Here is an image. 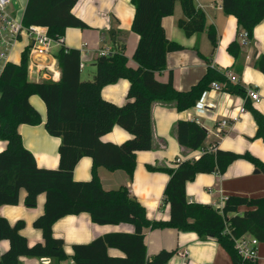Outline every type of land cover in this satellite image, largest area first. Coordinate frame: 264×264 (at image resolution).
Returning a JSON list of instances; mask_svg holds the SVG:
<instances>
[{"label": "trees", "instance_id": "1", "mask_svg": "<svg viewBox=\"0 0 264 264\" xmlns=\"http://www.w3.org/2000/svg\"><path fill=\"white\" fill-rule=\"evenodd\" d=\"M180 1L185 17L178 22L186 35L206 29V13L195 0H132L135 16L132 30L140 39L134 53L136 68L128 65L125 43L118 42L115 50L100 55L92 80L81 77L79 49L62 45L56 54L61 70L59 81L33 82L29 79V52H22L19 63L9 61L0 70V140L6 147L0 152V206L19 202L20 191L26 190L25 205L35 207L38 196L46 194L45 211L34 221L42 231L43 241L30 245L22 233L24 220L14 224L0 216V240H8L9 249L0 258V264H20L22 256L50 258L60 262L72 257L75 264H168L176 250L163 249L149 257L145 232L155 228H176L195 231L202 239L213 238L230 253L235 264H258L257 260L243 259L235 248L234 237L250 234L264 242V195L247 197L231 195L222 208L200 202H189L186 186L200 173H224L230 164L239 159L252 162L264 172V162L250 152L204 149L198 159H185L177 167H155L170 174L165 187L163 204L170 206V219L153 221L146 207L131 195L127 186L105 189L97 169L125 170L130 177L136 168L138 151L153 146L154 128L152 104L156 101L173 102L179 110L193 107L213 81L224 83V90L246 96L240 83H233L223 73L210 68L190 89L178 90L170 78L157 79L156 73L164 70L167 54L183 46L167 37L162 24L164 17L174 12ZM78 0H28L22 22L26 27H46L54 38L63 36L66 28H86L88 25L72 13ZM226 14L234 15L239 26L253 38L254 29L264 19V0H222ZM208 35L217 47L216 28L211 25ZM240 44L230 43L228 50L239 55ZM256 66L264 73V55ZM130 81L127 101L118 105L102 96V89L120 79ZM38 94L47 106L46 128L52 135L61 137L60 164L57 169L41 168L34 154L23 143L19 126L23 123L40 124L42 117L29 98ZM251 99V98H250ZM257 122L255 137L264 141V113L247 101ZM119 125L132 134L122 143L106 142L102 136ZM179 143L191 150L204 147L207 130L198 122L181 120L176 125ZM90 156L93 160V178L89 181L74 179L78 161ZM90 214L98 224L128 223L135 231L112 232L96 237L89 243L73 246L69 256L64 239L54 235L53 226L60 218ZM109 248H117L124 256H112Z\"/></svg>", "mask_w": 264, "mask_h": 264}, {"label": "crops", "instance_id": "2", "mask_svg": "<svg viewBox=\"0 0 264 264\" xmlns=\"http://www.w3.org/2000/svg\"><path fill=\"white\" fill-rule=\"evenodd\" d=\"M28 0H12L10 12L23 19ZM198 8L206 13V29L191 36L186 35L178 22L185 17L180 1L174 6V12L163 18L162 24L169 39L180 43L183 49L167 54L166 68L156 73L158 80L167 82L170 78L178 90H188L195 85L208 69L213 68L223 73L233 83H240L244 88H256L260 100L250 99L249 95L212 90L209 88L200 100L191 108L179 110L173 102L156 101L152 104V121L154 128L153 146L150 150L138 151L136 168L132 177L122 169L109 170L104 166L97 169L98 176L105 189H118L127 186L137 200L147 210L148 217L153 221L170 219V206L163 204L165 187L170 174L162 170H152L155 167L175 168L185 159H198L205 148L216 145L217 149L232 150L238 153L250 152L264 162V141L256 138L257 122L252 111L247 108L249 101L253 107L264 113V73L256 66V61L264 55V19L254 29L253 38L248 45H242L240 34L244 31L234 15L226 14L222 0H195ZM9 6V7H10ZM135 5L132 0H78L72 13L84 21L88 27H68L63 34L61 43H54L51 53L56 57L60 47L79 49L81 53V69L83 80H92L96 72V61L103 49L115 50L118 42L125 43V53L128 65L136 68L138 62L134 53L140 36L132 30L135 16ZM213 25L217 31V47L214 48L208 35V28ZM114 31L115 43L110 31ZM237 41L241 48L235 57L228 50L231 42ZM32 40L23 35L12 48L9 61L19 63L22 52L31 48ZM55 70H61L57 58ZM30 63V62H29ZM29 79L42 82L51 79L48 70H35L29 67ZM130 81L120 79L106 85L102 96L118 105L127 101ZM30 103L40 113V124L23 123L19 126L24 146L30 150L37 165L41 168L57 169L60 164L59 146L61 137L52 135L46 128L47 106L42 97L33 94ZM207 107V108H206ZM238 117L233 120L232 117ZM228 119L229 123L219 128L221 120ZM181 120L196 121L208 132L204 147L191 150L182 146L177 137L176 125ZM132 137V134L119 125L102 136L106 142L122 143ZM6 147V142L0 140V152ZM259 170L260 172H256ZM93 178V160L90 156L82 157L75 169L74 179L89 181ZM189 202H200L221 206L231 195L256 197L264 195V172L252 162L239 159L229 165L224 173H200L186 186ZM26 190L20 191L19 202L15 205H1L0 216L6 217L14 224L22 219L25 227L22 233L28 243L33 245L43 241L42 231L34 226L35 219L44 213L46 194L38 196L35 207L25 205ZM54 235L64 239V248L69 256L73 254V246L89 243L96 237L112 232L135 231L132 224H98L92 221L89 213L67 215L60 218L53 226ZM251 236L250 234H246ZM145 243L149 257L163 249L176 250V254L168 264H235L223 246L213 238L202 239L195 231H183L176 228H155L145 232ZM10 247L8 240H0V258ZM186 251L183 257L179 253ZM112 256H124L117 248H109ZM50 259V258H49ZM258 264H264V242L258 245ZM20 264H57L50 259L22 256ZM59 264H75L72 257Z\"/></svg>", "mask_w": 264, "mask_h": 264}, {"label": "built area", "instance_id": "3", "mask_svg": "<svg viewBox=\"0 0 264 264\" xmlns=\"http://www.w3.org/2000/svg\"><path fill=\"white\" fill-rule=\"evenodd\" d=\"M11 4L12 0H0V70L3 69L7 62H9L10 52L20 37L27 35L33 40V45L29 52V67L32 70H48L51 72V79L56 80L59 77V71L55 70L56 57L51 53V48L54 43H61L63 41V36L54 38L48 34L47 28L42 26L32 25L26 27L19 16L8 11V7ZM240 39L242 45H248L250 43V35L247 30H244L240 34ZM112 52V50L107 48L101 50L100 55H108ZM80 67L83 69L84 63H81ZM210 88L218 91L223 90V86L217 81H213ZM247 94L255 101L260 100L259 91L256 88L247 89ZM237 118L238 117L236 116L232 117L233 120H237ZM228 123V119L221 120L219 124L221 131ZM208 150L216 151L217 146L214 144L210 146ZM223 205H217L215 207L222 208ZM234 242L238 254L243 259L257 260L258 245L260 241L255 236L242 235L240 237H234ZM179 254L183 257L187 255L186 251L180 252ZM42 259L44 263H47L50 260L49 258Z\"/></svg>", "mask_w": 264, "mask_h": 264}, {"label": "water", "instance_id": "4", "mask_svg": "<svg viewBox=\"0 0 264 264\" xmlns=\"http://www.w3.org/2000/svg\"><path fill=\"white\" fill-rule=\"evenodd\" d=\"M110 36H111L112 41L115 43V36H114V31H113V30L110 31ZM32 45H33V40H32ZM32 45H31V46H32ZM256 172L258 173V172H260V171L257 170Z\"/></svg>", "mask_w": 264, "mask_h": 264}, {"label": "rangeland", "instance_id": "5", "mask_svg": "<svg viewBox=\"0 0 264 264\" xmlns=\"http://www.w3.org/2000/svg\"><path fill=\"white\" fill-rule=\"evenodd\" d=\"M10 10H12V7L10 6V7H8V11H10Z\"/></svg>", "mask_w": 264, "mask_h": 264}]
</instances>
